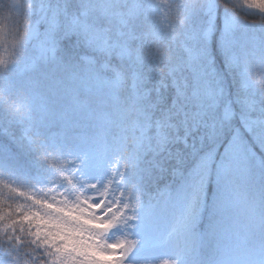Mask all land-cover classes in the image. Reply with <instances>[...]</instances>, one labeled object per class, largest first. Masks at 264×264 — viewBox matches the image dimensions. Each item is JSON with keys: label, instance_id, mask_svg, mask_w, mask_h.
<instances>
[{"label": "trees", "instance_id": "1", "mask_svg": "<svg viewBox=\"0 0 264 264\" xmlns=\"http://www.w3.org/2000/svg\"><path fill=\"white\" fill-rule=\"evenodd\" d=\"M147 1L0 0V237L41 243L18 218L43 211L38 201L53 196L75 202L48 165L60 163L55 148L22 138L25 128L39 137L67 127L68 139L58 143L65 159L71 147L99 164L81 169L89 184L104 188L111 179L109 199L135 186L134 198L152 207L148 218L141 210L136 260L154 245L156 222L179 231L210 223L248 248L246 264H264V0H207L197 5L201 19L157 34ZM102 63L119 68L123 88ZM84 116L102 128L105 144L73 133ZM237 131L243 146L227 154ZM79 188L92 195L87 184ZM194 199L199 214L191 222ZM201 254L193 264H235L213 247ZM13 255L3 243L0 264H14Z\"/></svg>", "mask_w": 264, "mask_h": 264}, {"label": "snow or ice", "instance_id": "2", "mask_svg": "<svg viewBox=\"0 0 264 264\" xmlns=\"http://www.w3.org/2000/svg\"><path fill=\"white\" fill-rule=\"evenodd\" d=\"M235 22L233 18V24ZM68 137L67 127L50 131L49 139L60 163L48 161V165L76 192L75 202L58 200L55 196L51 201L40 200L38 203L44 205V210H29L18 218L17 223L27 224L30 228L29 234L39 238L49 250L48 264H138L136 257L141 244L138 235L141 210L143 209L144 218H148L152 215V207L145 208L139 198H134L135 186L127 196L121 190L117 198L109 199L112 193L111 179L104 185L103 196H85L84 191L87 189L82 191L80 184H87L92 189L100 188L101 184L99 180L89 184L81 169L84 168L85 162H88L89 169L97 168L99 164L87 154L72 155L71 147L68 148L69 154L65 159L58 138L60 141H66ZM48 155H51L50 150L45 154L46 161ZM69 163L75 164L76 167L69 170ZM198 214L197 201L194 199L189 207L187 220L195 222ZM40 225L44 226L42 230H39ZM114 233L122 235L112 240L110 237ZM161 264L174 262L164 258ZM175 264H178V261Z\"/></svg>", "mask_w": 264, "mask_h": 264}, {"label": "rangeland", "instance_id": "3", "mask_svg": "<svg viewBox=\"0 0 264 264\" xmlns=\"http://www.w3.org/2000/svg\"><path fill=\"white\" fill-rule=\"evenodd\" d=\"M207 3V0H148L147 5L151 12V20L153 27L155 26V33L160 32H167L170 29H173L176 27V23L180 22L183 23L185 19H190L192 21H195V19H201L199 17V10L197 5H201L202 3ZM207 6V4H206ZM209 7V4L208 6ZM204 9V15L206 13L205 8ZM202 9V10H203ZM228 19L226 20V22ZM230 26H233V22H229ZM226 31L228 30L225 29ZM40 51H43L40 49ZM113 81L116 85H120L122 82V79H120V76L117 72L114 74ZM84 131H92V126L89 130L84 129ZM23 138L27 141L32 140V135H35L36 132L34 131L32 134L28 133V129H23ZM79 134H81V131H78ZM50 134V133H49ZM49 134L44 135L42 138L38 139V143L43 146H52L51 141L49 139ZM100 132L95 134L92 133V138L100 139L99 138ZM240 141H238V145L236 148H239ZM234 150V145H230V147L227 149V152ZM215 226H210L207 230L202 232H196L193 229L186 230L187 234L185 235H177L179 237H175L171 240V242L167 245V249L163 250V255H168L173 259H176L178 255L184 250V251H190L192 253V256H195L197 254V249L200 246H203L205 244H208L211 242L214 238H217L218 235L220 237H223V234H219L216 231ZM225 244H222L221 247H224ZM239 247V245L237 246ZM236 256L238 255V252L235 253Z\"/></svg>", "mask_w": 264, "mask_h": 264}, {"label": "clouds", "instance_id": "4", "mask_svg": "<svg viewBox=\"0 0 264 264\" xmlns=\"http://www.w3.org/2000/svg\"><path fill=\"white\" fill-rule=\"evenodd\" d=\"M166 2V0H165ZM92 197L103 196L104 188L100 187L97 189H92ZM27 197L29 194L24 193ZM44 196L50 195V192L42 193ZM85 196L86 193H84ZM3 231V227L0 226V232ZM3 243H9L10 248L13 255V262L17 260V256H19L20 261L19 264H48L50 257L48 256V249L43 246L41 243H34L30 237H25L20 244L13 243L11 241H2V237H0V247L3 246Z\"/></svg>", "mask_w": 264, "mask_h": 264}]
</instances>
